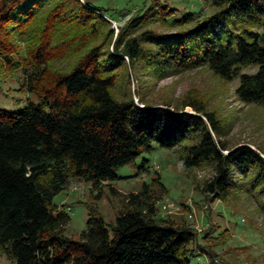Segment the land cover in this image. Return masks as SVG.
Returning <instances> with one entry per match:
<instances>
[{
  "label": "trees",
  "instance_id": "obj_1",
  "mask_svg": "<svg viewBox=\"0 0 264 264\" xmlns=\"http://www.w3.org/2000/svg\"><path fill=\"white\" fill-rule=\"evenodd\" d=\"M210 3L217 9L212 16L196 20L188 14L168 22L175 10L153 0L113 41L106 10L99 6L79 0H0V60L11 70L21 69L28 91L39 99L22 110H0V254L16 264H189L194 244L213 261L192 227L157 217L146 183L125 197V210L113 224L92 209L78 240L66 236L70 216L53 200L69 181L99 188L116 180L114 170L140 151H151L152 143L176 150L186 170L209 167L212 177L199 190L215 200L228 198L234 175L248 179L240 189L261 198L264 216V159L246 144L228 147L215 113L196 99L171 107L144 104L139 95L140 107L131 97L114 95L116 84L138 63L158 78L206 67L223 81L238 79L239 102L264 107V36L249 29L219 33L215 27L223 16L251 19L259 30L264 0ZM152 16L185 30L135 36ZM10 34L31 43L27 56L20 58L11 48ZM150 36L155 50L142 47ZM69 53L78 57L68 71L49 68ZM248 66L257 71L242 73ZM152 182L166 194L159 179Z\"/></svg>",
  "mask_w": 264,
  "mask_h": 264
},
{
  "label": "rangeland",
  "instance_id": "obj_2",
  "mask_svg": "<svg viewBox=\"0 0 264 264\" xmlns=\"http://www.w3.org/2000/svg\"><path fill=\"white\" fill-rule=\"evenodd\" d=\"M152 1L99 0L92 3L85 0L90 6H99L106 10L105 16L114 32L113 41L126 21L135 14L144 15V8L148 9ZM157 1L175 10L174 17L168 22L188 14L199 20L217 12L210 0ZM154 17H148L135 36L144 32L154 37L169 36L185 30L184 27H172L171 23L164 25ZM256 17L257 15L251 16L253 19ZM258 17H261L259 30L251 24V19L248 21L222 16L215 23L216 31L238 32L249 29L259 33L263 39L264 16ZM8 38V44L17 52L18 57L27 56L31 43L26 42L25 37L24 40H17L14 34H10ZM151 39L153 37L150 36L141 41L142 47L155 50V41ZM77 57L78 55L69 53L66 60L50 63L48 66L50 69L66 72ZM256 71V66L241 70L245 74H254ZM127 74L128 79L124 77L123 82L115 86L114 95L117 99L131 97L140 107L142 105L138 101L139 95L144 99V104H168L171 107H181L186 98L196 99L208 112L217 115L226 135L223 141L228 147L246 144L264 159V107L245 105L238 101L235 95L238 79L223 81L206 67L158 78L143 63H138ZM29 102L38 104L39 99L35 93L28 91L23 71L11 70L0 60V110H22ZM185 111L191 112V109L186 108ZM151 147V151L142 150L135 160L115 169L117 179L108 181L99 188L94 189L78 179L69 181L67 188L53 200L70 216L66 236L78 240L92 209L102 216L107 225L113 224L116 214L125 210V197L138 193L142 184L146 183L149 185V194L155 198L157 217L192 227L197 233L199 244L214 256L211 261L207 254L198 251L196 245L192 244L190 247L194 249V256L189 264H264V216L260 208L261 198L256 193H243L244 185L241 186V183L246 184L248 179L234 175L236 184L228 198L225 201L215 200L210 194H203L199 190L212 177L213 172L209 167L186 170L176 150L160 148L156 143H152ZM157 179L165 188L166 194L161 192L156 182H152ZM96 195H99L98 198ZM205 231L209 234L204 239ZM0 264L16 263L14 259L0 254Z\"/></svg>",
  "mask_w": 264,
  "mask_h": 264
},
{
  "label": "crops",
  "instance_id": "obj_3",
  "mask_svg": "<svg viewBox=\"0 0 264 264\" xmlns=\"http://www.w3.org/2000/svg\"><path fill=\"white\" fill-rule=\"evenodd\" d=\"M80 2H85V0H79ZM91 1L92 3H97L99 0H89Z\"/></svg>",
  "mask_w": 264,
  "mask_h": 264
}]
</instances>
